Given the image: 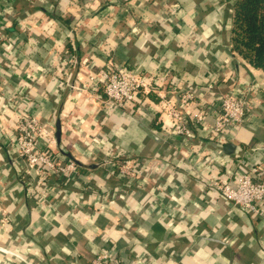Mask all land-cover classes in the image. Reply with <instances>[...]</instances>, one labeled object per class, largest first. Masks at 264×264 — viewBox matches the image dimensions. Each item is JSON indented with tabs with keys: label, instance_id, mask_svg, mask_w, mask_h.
<instances>
[{
	"label": "crops",
	"instance_id": "crops-1",
	"mask_svg": "<svg viewBox=\"0 0 264 264\" xmlns=\"http://www.w3.org/2000/svg\"><path fill=\"white\" fill-rule=\"evenodd\" d=\"M228 5L0 0L8 37L0 46L3 103L28 91L54 134L60 124L55 152L77 164L73 178L50 176L56 195L36 203L24 160L0 137V264H92L101 251L123 263L264 264V218L225 202L203 180L252 164L264 179V70L231 49ZM108 64L160 75L159 85L110 106L100 78ZM212 77L216 93L248 99L242 126L226 135L235 145L230 154H213L212 114L189 145L164 122L162 96L176 97L179 86L191 84L208 97ZM3 103L0 112L10 115ZM120 159L140 161L136 177L119 175L110 161ZM35 189L44 193L42 185Z\"/></svg>",
	"mask_w": 264,
	"mask_h": 264
},
{
	"label": "built area",
	"instance_id": "built-area-1",
	"mask_svg": "<svg viewBox=\"0 0 264 264\" xmlns=\"http://www.w3.org/2000/svg\"><path fill=\"white\" fill-rule=\"evenodd\" d=\"M7 42L8 37L0 28V46L4 48ZM67 63L65 59L60 62L64 66H67ZM155 76L157 77L153 78L154 74L145 75L125 66L115 67L108 64L100 77L103 100L114 107L131 102L139 90L151 91L159 85L160 75ZM215 80L212 77L206 84V89L210 91L208 97L188 84L177 88L176 97L162 96L160 102L166 116L164 122L170 133L180 137L181 143L188 145L186 139L203 124L207 115L212 114L214 120L207 126L208 139L214 143L213 154H218L228 142L226 135L235 134L242 126L248 99L246 93L242 92L216 93ZM29 96L28 91L17 90L3 103L4 97L0 93V104L3 103V107L11 109L10 115L0 112V137H4L16 154L24 160L26 173L29 174L27 185L34 188L32 199L36 203H43V200L54 197L58 189V185L49 182L50 176H59L61 179L73 178L77 164L73 159H62L55 152L54 124L51 120L42 121L38 117ZM139 162L132 159L110 161L116 165L119 175L128 180L136 177L141 164L138 166ZM260 170L258 164H252L245 169L240 168L232 177L227 178L221 173L208 172L203 180L208 190L218 194L225 202L238 206L246 213L264 218V179L261 178ZM37 185L44 187V193L35 189ZM0 250L6 251L2 247ZM92 264H146V262L123 263L112 254L101 251L92 259Z\"/></svg>",
	"mask_w": 264,
	"mask_h": 264
},
{
	"label": "trees",
	"instance_id": "trees-1",
	"mask_svg": "<svg viewBox=\"0 0 264 264\" xmlns=\"http://www.w3.org/2000/svg\"><path fill=\"white\" fill-rule=\"evenodd\" d=\"M231 49L264 70V0H227Z\"/></svg>",
	"mask_w": 264,
	"mask_h": 264
},
{
	"label": "water",
	"instance_id": "water-1",
	"mask_svg": "<svg viewBox=\"0 0 264 264\" xmlns=\"http://www.w3.org/2000/svg\"><path fill=\"white\" fill-rule=\"evenodd\" d=\"M225 50L230 53L229 49L228 48H225ZM56 130H55V134H54V137H55V140L56 141H59V134H60V124L58 121H56ZM235 149V145L232 143V142H227L226 144L223 145L222 147V150L226 153V154H230L234 151Z\"/></svg>",
	"mask_w": 264,
	"mask_h": 264
}]
</instances>
